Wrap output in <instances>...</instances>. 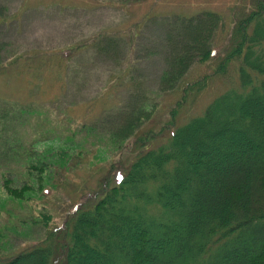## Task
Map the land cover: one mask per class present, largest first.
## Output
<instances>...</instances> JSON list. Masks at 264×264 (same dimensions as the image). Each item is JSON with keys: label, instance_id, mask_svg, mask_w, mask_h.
<instances>
[{"label": "rangeland", "instance_id": "rangeland-1", "mask_svg": "<svg viewBox=\"0 0 264 264\" xmlns=\"http://www.w3.org/2000/svg\"><path fill=\"white\" fill-rule=\"evenodd\" d=\"M253 1L0 0V263L43 244L100 184L120 176L137 136L153 133L152 146L162 145L158 135L171 123L239 88L237 62L216 68ZM201 12L219 15L211 59L159 90L170 26ZM109 43L114 49L100 52ZM142 93L148 117L116 143L98 120Z\"/></svg>", "mask_w": 264, "mask_h": 264}, {"label": "trees", "instance_id": "trees-1", "mask_svg": "<svg viewBox=\"0 0 264 264\" xmlns=\"http://www.w3.org/2000/svg\"><path fill=\"white\" fill-rule=\"evenodd\" d=\"M252 6L216 68L224 73L237 62L239 88L215 97L201 115L171 123L158 135L162 145L152 146L153 133L137 136L120 176L100 184L43 244L0 264H51L59 252L63 264H264V0ZM218 18L175 19L159 90L211 59ZM113 49L109 43L100 52ZM142 97L129 95L97 125L116 143L134 136L148 117Z\"/></svg>", "mask_w": 264, "mask_h": 264}]
</instances>
